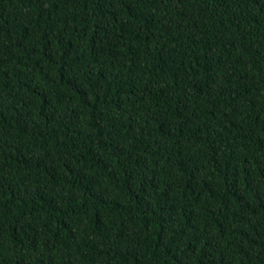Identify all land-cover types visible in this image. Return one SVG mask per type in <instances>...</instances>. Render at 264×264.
Instances as JSON below:
<instances>
[{"label": "trees", "instance_id": "1", "mask_svg": "<svg viewBox=\"0 0 264 264\" xmlns=\"http://www.w3.org/2000/svg\"><path fill=\"white\" fill-rule=\"evenodd\" d=\"M0 264H264V0H0Z\"/></svg>", "mask_w": 264, "mask_h": 264}]
</instances>
